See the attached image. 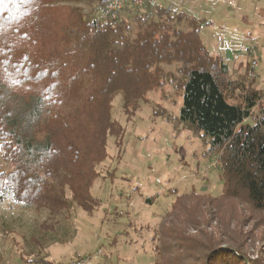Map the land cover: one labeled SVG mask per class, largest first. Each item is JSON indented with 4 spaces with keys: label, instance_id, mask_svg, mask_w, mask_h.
<instances>
[{
    "label": "trees",
    "instance_id": "trees-1",
    "mask_svg": "<svg viewBox=\"0 0 264 264\" xmlns=\"http://www.w3.org/2000/svg\"><path fill=\"white\" fill-rule=\"evenodd\" d=\"M84 2L87 12L78 7ZM109 2L0 0V204L10 199L11 208L44 215L40 227L49 229L74 204L90 213L107 136L118 142L121 133L111 116L113 97L121 94L124 109L134 107L158 85L161 67L176 63L179 120L206 139L222 188L214 197L178 198L165 213L153 252L154 264H167L166 241L182 237L169 226L197 217L189 203L211 208L235 198L264 214V108L249 125L259 94L210 58L188 15L147 5L130 21L99 19ZM206 247L201 264H260L240 245Z\"/></svg>",
    "mask_w": 264,
    "mask_h": 264
},
{
    "label": "rangeland",
    "instance_id": "rangeland-1",
    "mask_svg": "<svg viewBox=\"0 0 264 264\" xmlns=\"http://www.w3.org/2000/svg\"><path fill=\"white\" fill-rule=\"evenodd\" d=\"M87 3L78 7L87 12ZM150 5L188 15L196 23L190 30L210 58L245 90L257 91L260 101L247 120L253 124L264 108V0H153ZM143 11L120 16L130 21ZM177 70L176 63L161 67L158 85L127 110L121 94L113 97L111 116L121 133L118 142L107 136L106 158L96 166L89 191L97 202L90 213L74 204L67 218L61 216L49 229L40 227L44 215L11 208L10 199L0 204V264H154L161 219L177 199L220 193L218 159L202 134L179 120ZM197 203H189L196 205L192 224L169 226L182 237L166 241L167 264H201L197 260L206 246L229 245H240L251 262L264 264L263 213L235 198L211 208ZM199 211L207 212L204 220Z\"/></svg>",
    "mask_w": 264,
    "mask_h": 264
},
{
    "label": "built area",
    "instance_id": "built-area-1",
    "mask_svg": "<svg viewBox=\"0 0 264 264\" xmlns=\"http://www.w3.org/2000/svg\"><path fill=\"white\" fill-rule=\"evenodd\" d=\"M153 3V0H110L104 11L99 13L98 17L105 20L107 16L116 19L125 10H141L147 5Z\"/></svg>",
    "mask_w": 264,
    "mask_h": 264
}]
</instances>
